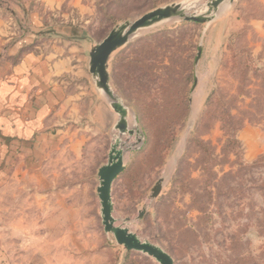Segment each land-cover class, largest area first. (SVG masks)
I'll return each mask as SVG.
<instances>
[{
	"label": "rangeland",
	"instance_id": "obj_1",
	"mask_svg": "<svg viewBox=\"0 0 264 264\" xmlns=\"http://www.w3.org/2000/svg\"><path fill=\"white\" fill-rule=\"evenodd\" d=\"M210 1L0 0V56L17 45L21 57L58 60L69 48L78 75H67L76 87L57 110L59 147L37 162L21 154L0 167V264H160L105 231L99 169L119 115L90 72V56L78 60L83 46L75 41L86 39L89 49L156 8L180 3L203 14ZM109 74L139 132L131 149L120 146L118 225L163 247L175 264H264V0H226L208 22L178 18L131 37L111 56ZM229 136L238 144L228 145Z\"/></svg>",
	"mask_w": 264,
	"mask_h": 264
},
{
	"label": "crops",
	"instance_id": "obj_2",
	"mask_svg": "<svg viewBox=\"0 0 264 264\" xmlns=\"http://www.w3.org/2000/svg\"><path fill=\"white\" fill-rule=\"evenodd\" d=\"M67 39L72 44L71 38ZM75 44L83 46L84 49L79 48L78 60L85 61L93 47L88 49L86 39L76 40ZM17 49L15 45L0 56V167L3 169L16 155L30 154L31 160L37 162L59 147L65 128L57 123L60 120L57 110L67 101L69 88L76 87L67 75L71 79L78 76L70 73L76 59L72 60L69 48L57 52L58 60L39 52L21 57Z\"/></svg>",
	"mask_w": 264,
	"mask_h": 264
},
{
	"label": "water",
	"instance_id": "obj_3",
	"mask_svg": "<svg viewBox=\"0 0 264 264\" xmlns=\"http://www.w3.org/2000/svg\"><path fill=\"white\" fill-rule=\"evenodd\" d=\"M226 0H211L208 4V10L203 14H188L185 7L180 4H170L156 8L147 12L141 17L125 22L112 29L100 42L94 45L90 51V72L96 78V84L103 90L110 100L114 111L119 115L115 128L121 134H138V131L129 127L128 107L117 97L110 83L109 61L114 52L125 46L130 38L139 30L152 26L164 19L183 18L188 22L205 23L210 21L214 14L219 10L221 4ZM201 48L197 59L201 56ZM139 142L141 139L139 138ZM116 141L109 154L108 162L100 167L99 177L100 186L98 187L99 198L102 206L103 224L106 232L114 234L117 242L123 245L128 251H140L155 258L160 264H175L174 258L163 247L147 239L140 238L137 234L131 232L127 227L116 225L113 217L114 205L112 199V187L116 178L124 171L126 165L124 160V150ZM164 178H161L153 187L151 199H156L163 190ZM144 209L139 218L146 213Z\"/></svg>",
	"mask_w": 264,
	"mask_h": 264
},
{
	"label": "bare ground",
	"instance_id": "obj_4",
	"mask_svg": "<svg viewBox=\"0 0 264 264\" xmlns=\"http://www.w3.org/2000/svg\"><path fill=\"white\" fill-rule=\"evenodd\" d=\"M187 11V13L188 14H190V12L188 11V10H186ZM178 20V18H168V19H164V20H162V21H160V22H158V23H156V24H154V25H152V26H149V27H145V28H142V29H139L132 37H137L138 35H142V34H145V33H147V32H149V31H151L152 29H154V28H156V27H161V26H166V25H170V24H172V23H174V22H176ZM204 85L205 84H203L202 85V88L204 87ZM201 88V89H202ZM101 90V89H100ZM101 91H103V90H101ZM116 94V93H115ZM117 95V94H116ZM110 101V100H109ZM111 103V102H110ZM197 104H198V101H197ZM197 107V106H196ZM128 121H129V127L131 128V129H133V127H134V123L135 122H133L132 121V116H131V114L129 113V115H128ZM119 132V131H118ZM118 132H115V134L113 135V141L114 142H116V141H120V143H119V145L120 146H122L123 144L124 145H126L127 147H125V148H130L131 149V147L133 146V143H134V141H135V138H134V136H132V135H130L129 133H125V134H121L120 132V134L118 133ZM113 142V143H114ZM184 143V142H183ZM183 145V144H182ZM125 157H126V155H125ZM124 160H125V158H124ZM173 165H172V163L171 164H169V166H168V168L165 170V173H164V176H165V179H166V181L167 180H169V177H170V174H171V172H172V169H173ZM116 225H118V222H116ZM140 237V236H139ZM140 238H142V237H140ZM142 239H144V238H142Z\"/></svg>",
	"mask_w": 264,
	"mask_h": 264
},
{
	"label": "trees",
	"instance_id": "obj_5",
	"mask_svg": "<svg viewBox=\"0 0 264 264\" xmlns=\"http://www.w3.org/2000/svg\"><path fill=\"white\" fill-rule=\"evenodd\" d=\"M233 63H235V66L233 67V69H236L237 67H239V64H237L238 62H233ZM237 64V65H236ZM248 68V66L246 65V69ZM212 96H214V95H212ZM168 104H171V105H173V106H171L170 108L172 109L173 107H176V106H174V101H172V100H169V102H167ZM173 103V104H172ZM180 103H178V105H179ZM176 105H177V103H176ZM227 112V111H226ZM227 116L229 117V119H228V124H229V126H232V130H233V132L234 133H236L237 131H238V125H236V126H234L233 124H234V121H233V119H234V116L233 115H231V114H229V112H227ZM175 122L173 121V122H171V124H170V127H168V129H169V131L170 132H172V125L174 124ZM228 142V145H237L238 144V141H237V139L235 138V137H233V136H229V139L227 140ZM195 142H197L196 144H197V146H204V143H202V142H200V141H195ZM209 148L208 147H206L205 148V150H208ZM262 163V162H261ZM256 165H258V163L256 164Z\"/></svg>",
	"mask_w": 264,
	"mask_h": 264
}]
</instances>
